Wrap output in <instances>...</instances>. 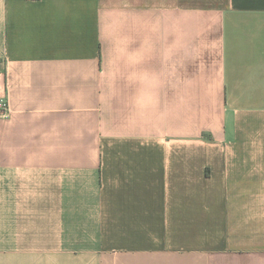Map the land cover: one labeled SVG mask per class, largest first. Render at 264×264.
I'll use <instances>...</instances> for the list:
<instances>
[{"label":"crops","instance_id":"0c3cea01","mask_svg":"<svg viewBox=\"0 0 264 264\" xmlns=\"http://www.w3.org/2000/svg\"><path fill=\"white\" fill-rule=\"evenodd\" d=\"M0 264H264V0H0Z\"/></svg>","mask_w":264,"mask_h":264},{"label":"built area","instance_id":"2783aa9c","mask_svg":"<svg viewBox=\"0 0 264 264\" xmlns=\"http://www.w3.org/2000/svg\"><path fill=\"white\" fill-rule=\"evenodd\" d=\"M11 114V108L6 98H0V117H8Z\"/></svg>","mask_w":264,"mask_h":264}]
</instances>
